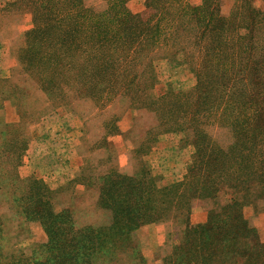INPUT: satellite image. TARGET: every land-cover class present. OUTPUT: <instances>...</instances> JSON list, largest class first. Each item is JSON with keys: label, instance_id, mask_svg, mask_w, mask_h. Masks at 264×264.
Returning <instances> with one entry per match:
<instances>
[{"label": "trees", "instance_id": "obj_1", "mask_svg": "<svg viewBox=\"0 0 264 264\" xmlns=\"http://www.w3.org/2000/svg\"><path fill=\"white\" fill-rule=\"evenodd\" d=\"M128 1L107 0L111 9L90 13L79 0H16L14 6L24 3L35 24L19 44L17 70L26 74L41 71L44 75L38 72L34 77L37 82H86L88 68L84 64L75 73L72 52L89 41L96 47L109 43V49L118 50L108 62L107 80L131 82L127 92L137 82L141 98L143 89L152 88L155 81L153 61L159 52L189 67L197 79L192 90L169 91L157 98L150 90L144 99L151 109L160 107L166 114L157 134L191 133L195 151L190 176L185 184L158 189L145 172L127 177L109 171L96 178L102 210L110 214L109 225L77 229L70 210H55L56 193L35 179L19 178L17 168L28 141V124L41 112L35 107L23 112V118L20 109L27 95L16 88H1L2 99H10L19 114L13 125L5 124L0 116V203H8L25 222H38L47 237L31 250L32 256L14 246L5 250L2 241L8 218L0 215L1 261H7L5 255L18 254L19 262L39 257L45 264H90L92 258H104L106 246L112 264L123 260L119 253L135 261L137 251L125 246L140 225L165 218L161 207L182 212L188 210L189 193L194 198L199 193L214 198L222 186H228L236 196L230 204L211 211L206 226L181 234L177 248L181 256L176 257L181 264H264V244L233 214L244 204L264 200V37H260L264 10L255 9L254 0H235L228 15L222 14L223 0H201L198 6L180 0H144L148 14L144 18L126 9ZM136 70L139 73L130 72ZM55 71L56 76L50 73ZM216 115L231 121L232 142L226 148L213 144L200 127ZM77 180L86 186L94 178L81 174ZM155 202H160V208ZM191 239L193 246L189 247ZM122 242L126 243L119 247Z\"/></svg>", "mask_w": 264, "mask_h": 264}, {"label": "rangeland", "instance_id": "obj_2", "mask_svg": "<svg viewBox=\"0 0 264 264\" xmlns=\"http://www.w3.org/2000/svg\"><path fill=\"white\" fill-rule=\"evenodd\" d=\"M79 1L90 13H102L111 9L107 0ZM180 2L193 6L201 4V0ZM234 2L235 0H223L222 14L228 15ZM14 4L16 0H0V90L16 88L27 95L20 109L23 118V112L35 107L41 112L39 118L28 124V141L17 168L19 178L35 179L56 193L55 210H70L77 229L88 225H109L110 214L102 210L103 206L98 199L99 184L96 181V178L109 171H116L127 177L143 176L142 172H145L158 189L185 184L193 165L195 149L191 144L192 135L188 131L157 134L159 126L163 124L162 117L166 114L161 112L160 107L154 106L156 110L151 109L153 107H149L144 95L150 90L155 98L169 91L189 92L197 84L196 76L190 68L178 61L167 60L168 57L159 52L153 61V86L151 88L147 85L143 89L144 95L139 98L141 91L137 88V82H132L131 90L127 92V84L131 82L107 80L108 62L118 49H109V43L104 47H96L94 42L89 41L72 52L71 61L75 64V73L84 64L87 66L86 82H37L34 77L38 72L44 75L41 71L33 69L26 74L17 70L20 67L16 58L19 44L35 24L24 3ZM252 5L257 10H264V0H254ZM126 9L133 14L148 17L144 0H130L126 3ZM108 26L116 28L115 24ZM260 37L263 38L264 34ZM130 72L139 73L137 70ZM48 73L49 71L45 72L47 77ZM50 73L56 76L58 71ZM57 79L61 80L59 77ZM0 107V116L5 124L13 125L18 122V111L12 106L10 99H2L1 93ZM229 120H222L216 115L210 121L203 122L200 127L213 144L226 148L232 142ZM150 133L154 134L151 135L153 140H149L145 146L144 142L151 137ZM142 143L144 148L141 147ZM81 174H91L94 180L84 186L83 182L77 180ZM221 188L214 198H206L205 193L201 196L199 193L194 198L189 193L186 197L188 210L182 212L171 208L163 211L160 202H155L165 218L140 225L134 230L125 248H134L137 257L133 261L132 256L119 253L118 256L123 257L120 264H181L180 257H176L180 255L177 248L181 244V234L188 228L192 232L195 227L206 226L211 218V211L230 204L231 199L236 196L230 187ZM233 214L240 216L245 226L253 231V238H258L259 243L264 244V200L244 204ZM0 215L8 218L2 241L5 250L14 246L26 256H32L31 250L47 241L38 222H25L17 217L8 203H0ZM192 241L193 239L189 241V247L193 246ZM125 243H120L119 247ZM108 248L106 246L102 249L104 258H92L89 263L112 264L113 256ZM17 255H5L7 261L0 259V264H45L39 257H29L26 262L22 258V262H19Z\"/></svg>", "mask_w": 264, "mask_h": 264}]
</instances>
